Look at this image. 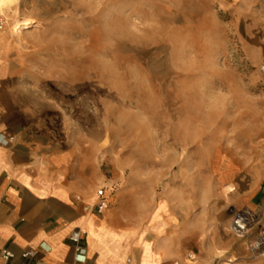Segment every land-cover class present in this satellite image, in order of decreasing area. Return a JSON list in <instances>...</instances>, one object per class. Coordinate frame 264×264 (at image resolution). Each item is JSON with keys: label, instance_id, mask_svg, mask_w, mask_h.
<instances>
[{"label": "rangeland", "instance_id": "374dc122", "mask_svg": "<svg viewBox=\"0 0 264 264\" xmlns=\"http://www.w3.org/2000/svg\"><path fill=\"white\" fill-rule=\"evenodd\" d=\"M0 15L38 37L40 83L70 96L56 110L72 131L103 140L105 180L149 183L147 213L170 199L185 264H264L258 225L228 233L237 212L264 219V0H15Z\"/></svg>", "mask_w": 264, "mask_h": 264}, {"label": "crops", "instance_id": "0c3cea01", "mask_svg": "<svg viewBox=\"0 0 264 264\" xmlns=\"http://www.w3.org/2000/svg\"><path fill=\"white\" fill-rule=\"evenodd\" d=\"M31 36L0 30V134L13 137L0 144V252L12 254L0 264H76L74 229L82 264H185L186 232L170 199L147 213L150 195L137 189L144 182L105 180L103 140L85 139L81 127L72 131L66 109L57 113L70 96L57 99L54 85L40 83L32 52L38 37ZM100 187L106 208L97 213Z\"/></svg>", "mask_w": 264, "mask_h": 264}, {"label": "built area", "instance_id": "2783aa9c", "mask_svg": "<svg viewBox=\"0 0 264 264\" xmlns=\"http://www.w3.org/2000/svg\"><path fill=\"white\" fill-rule=\"evenodd\" d=\"M4 27L3 16L0 15V30ZM261 73L264 76V67L261 68ZM13 141V137H5L0 134V144L8 145ZM96 195L98 197V202L95 205V209L97 213H101L106 208V202L104 199V188L100 187L96 191ZM258 225L257 238L255 242H251L250 248L255 251V253H259V255L264 256V219L262 218H254L248 213L237 212L233 214L231 218V222L228 226L229 230L232 232L235 237L244 238L248 231L254 226ZM81 233L78 229H74L70 234V241L74 243L75 250V263L82 264L83 257V249L80 244ZM27 255L25 254L24 257ZM192 255L187 254L186 258L189 261H192ZM0 258L5 262H8L12 258V254L6 250L0 252Z\"/></svg>", "mask_w": 264, "mask_h": 264}, {"label": "bare ground", "instance_id": "6f19581e", "mask_svg": "<svg viewBox=\"0 0 264 264\" xmlns=\"http://www.w3.org/2000/svg\"><path fill=\"white\" fill-rule=\"evenodd\" d=\"M14 1L15 0H0V6L1 7H10L11 5H13ZM8 13H10V14H13L14 13V11L12 10V8L9 11H7V14ZM21 25H27V22H22ZM213 165H214V169L215 170H218L219 169V162L218 161H214V164ZM225 165L226 166H225L224 170L221 171L219 173V176H218V180L221 181V182H224L225 180L229 179L230 176L234 173V165L231 164V162L226 161ZM224 187L226 189H228L227 190L228 191L227 193H229V192L232 191V186L230 184H226V185H224ZM228 233L231 236L235 237V235L232 234V232L229 230V228H228ZM235 238H238V237H235ZM256 238H257V233H256V235H254V238H252V241L251 242H255Z\"/></svg>", "mask_w": 264, "mask_h": 264}]
</instances>
